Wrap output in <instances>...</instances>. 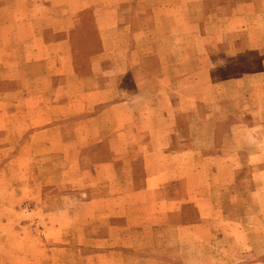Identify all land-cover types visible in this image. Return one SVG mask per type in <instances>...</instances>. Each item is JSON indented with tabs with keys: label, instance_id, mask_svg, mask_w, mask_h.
Masks as SVG:
<instances>
[{
	"label": "rangeland",
	"instance_id": "374dc122",
	"mask_svg": "<svg viewBox=\"0 0 264 264\" xmlns=\"http://www.w3.org/2000/svg\"><path fill=\"white\" fill-rule=\"evenodd\" d=\"M227 2L136 0L123 28L114 12L105 13L106 45L88 17L89 28L71 45L80 74L54 84L65 80L60 87L69 84L77 101L99 82L121 85L127 91L108 96L114 101L106 106L129 102V108L103 118L105 145L83 150L84 141L66 140L67 122L83 115L54 114L45 98L42 121L15 124L21 129L11 132L0 123V264H264V28L233 33ZM243 5L252 16L250 3ZM262 5L256 12L264 16ZM243 33L263 40L245 52ZM62 51L43 45L48 75L66 73V60L63 71L56 66ZM2 68L0 56V79ZM43 88L45 94V80ZM66 92L57 103L66 104ZM163 130L171 138L149 137H163ZM36 132L45 133L33 140ZM163 148L195 155L183 156L181 166L150 158L155 176L172 167V179L182 178V187L170 189L172 199H182L181 216L177 204L168 219L156 220L146 156ZM104 236L110 241L98 243Z\"/></svg>",
	"mask_w": 264,
	"mask_h": 264
},
{
	"label": "crops",
	"instance_id": "0c3cea01",
	"mask_svg": "<svg viewBox=\"0 0 264 264\" xmlns=\"http://www.w3.org/2000/svg\"><path fill=\"white\" fill-rule=\"evenodd\" d=\"M136 0H0V17L2 18L0 22V32H2V37L0 36V45L3 46L0 50V56L3 60L2 68V91H0V97L3 99L2 105V115L0 123H6L8 128L4 127V130L11 132L13 129L19 130L15 124L27 125L35 124L42 121L41 117V102L50 100L52 110L59 112L60 110L65 112L69 111L68 118L74 120L77 113H81L83 116L79 121H68L67 122V142L75 145L79 141H84V144L79 145L80 149L89 148L90 146L105 145L106 136H104L107 128L105 125L104 117L109 116L111 113H118L121 110L129 108V102H120L111 106H106L112 103L114 100L107 99L108 96L113 93H123L127 90L123 86H114L112 89L107 88L106 81L99 82L98 89L89 91H84L82 95V101H77L73 97H69L68 89L70 85L66 88L60 87V85L65 81H61L60 84H54L57 82L58 78L66 76L68 79H74L77 76L78 71L82 70L76 66V59L73 53L72 44L76 42L74 39L75 35H79L78 31L80 29L89 28V24L86 20L88 17L92 16L93 27L96 28V33L99 36V42L102 44H107L108 38L104 37V29L106 30V19L105 13L114 12L116 14V19L120 21V25H117L118 29L126 26L128 19L131 18V14L136 9L134 4ZM252 6L250 16L246 10H244L246 5ZM264 5V0H228L227 2V13L231 17L226 20L227 28H232L234 31L245 32L248 28H264V16L257 14L256 10L259 9L260 5ZM262 5V6H263ZM248 6V5H247ZM258 7V8H257ZM251 8V7H250ZM261 8V7H260ZM187 8L185 9V11ZM259 11V10H258ZM264 11V9L262 10ZM255 12V13H252ZM83 13H90L88 16H81ZM125 13V15H123ZM127 14V15H126ZM94 17V18H93ZM259 17V18H258ZM257 19V22H255ZM251 20V21H250ZM259 26V27H258ZM203 27V25H199ZM44 29L47 31L44 34ZM236 29V30H235ZM86 33L82 31L81 34ZM251 39H249V37ZM262 35L260 33H255L253 36L250 34L243 33V39L240 42L243 50L247 52L249 45L260 44L262 42ZM229 40V39H228ZM235 43V42H232ZM54 45L56 48H62L63 54H58L56 58V66L58 71H63L64 69L60 66L62 60H66L67 69L66 73H50L44 72L43 67V45ZM230 45L231 43L228 42ZM50 47V46H49ZM259 48H257L258 50ZM98 56L90 57V60H95ZM247 54V53H245ZM247 56V55H243ZM47 59H51L50 57ZM264 59V58H262ZM52 64V62H51ZM46 68V67H45ZM46 71L49 69L46 68ZM80 74V73H79ZM260 75H264V64ZM33 80L32 83L28 84L27 77ZM92 76V75H91ZM93 77V76H92ZM86 78H80L77 81L80 83ZM46 84V93L44 94L43 84ZM31 81V80H30ZM84 87V84H82ZM67 91V92H66ZM123 91V92H122ZM66 92V104L57 103L60 100V93ZM32 93V96H28ZM122 96V95H121ZM61 101V100H60ZM82 109L76 112V108ZM99 107L101 110L97 111ZM95 114L93 116H87L86 114ZM80 117V116H79ZM42 118V117H41ZM78 118V117H77ZM165 123L168 125L171 119L165 118ZM118 117H116L114 123L118 122ZM104 122L103 128L97 130H92L88 128L95 123ZM78 126H83V130H77ZM86 128L88 130H86ZM48 132V130L46 131ZM163 137L157 136V133L149 134L151 139L156 140L157 138H164L168 140L171 138V133L169 131L163 130ZM45 132H36L32 139L40 138V134ZM162 134V133H161ZM146 137V136H145ZM98 139L94 143H89V140ZM158 140V139H157ZM171 140V139H170ZM169 148V147H167ZM82 152H80L81 154ZM115 154H120L116 152ZM195 155L193 150H183L182 152H170L163 148V150L151 151L147 153L146 156V173L148 174V185L149 190L153 194L154 200L151 202V206L158 208L157 212L159 215L155 216L156 220H162L165 217L168 219L170 217L171 206L179 204L178 216H181L182 212V199L178 198L174 200L170 196V189L174 186L182 187V178L172 179L170 173H172V167H165L168 170L161 172L162 175L155 176L152 171V161L150 158L162 157L158 160L166 161H179V165H182V157L186 155ZM112 155V153H110ZM211 156H219L216 153H210ZM110 161L104 162V165H110ZM103 164H101L102 166ZM171 165V163H170ZM170 172V173H168ZM150 192V191H149ZM170 196V197H168ZM182 195H180L181 197ZM122 199V198H119ZM162 214V215H161ZM91 219L94 217L90 216ZM127 218V217H125ZM128 220L127 227L131 228L132 225L130 219ZM149 222V221H148ZM91 226V225H90ZM126 227V228H127ZM142 227H139V229ZM182 227H178L181 230ZM110 239L107 236L100 237L98 243H107ZM101 248V246L99 247ZM108 248V247H107ZM110 255H117V247L110 248Z\"/></svg>",
	"mask_w": 264,
	"mask_h": 264
}]
</instances>
